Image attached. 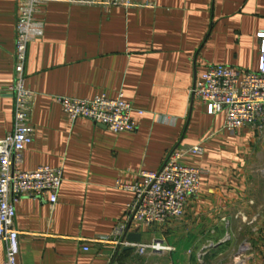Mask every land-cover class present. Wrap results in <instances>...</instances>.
I'll list each match as a JSON object with an SVG mask.
<instances>
[{
  "label": "crops",
  "instance_id": "1",
  "mask_svg": "<svg viewBox=\"0 0 264 264\" xmlns=\"http://www.w3.org/2000/svg\"><path fill=\"white\" fill-rule=\"evenodd\" d=\"M18 1L0 0V141L14 131ZM111 1L54 0L36 16L45 33L29 45L25 68L36 133L20 168L62 169L64 181L54 207L47 196L17 204L18 264H264V137L252 126L227 131L225 115H208L193 95L208 65L259 70L264 0ZM119 93L136 110L135 132L71 122L58 101ZM193 146L203 153L184 163L205 174L185 217L138 232L170 251L87 241L126 219L134 194L119 182L134 186L142 171ZM5 254L0 241V264Z\"/></svg>",
  "mask_w": 264,
  "mask_h": 264
},
{
  "label": "built area",
  "instance_id": "2",
  "mask_svg": "<svg viewBox=\"0 0 264 264\" xmlns=\"http://www.w3.org/2000/svg\"><path fill=\"white\" fill-rule=\"evenodd\" d=\"M53 1H18L15 84L12 87L15 92L14 131L0 141V241L6 246L3 264H18L21 253L22 232L16 227L17 204L25 197L47 196L50 205L54 207L58 203L64 181L62 169L43 166L27 172L20 168L23 154L33 143L36 133L31 123L34 95L27 88L25 77L28 48L45 33V24L36 18L40 8ZM109 4L125 8L134 6L133 0H112ZM261 35L257 72L208 65L193 89L194 97L206 108L208 115H225V129L229 132L252 126L264 137V32ZM58 101L71 122L89 120L114 134L137 130L134 119L136 110L124 99L123 93L114 97L104 94L92 100L58 98ZM202 153V146L177 148L169 154L159 171H142L134 186H125L119 182L118 188L134 194L127 207L126 219L115 228L111 236L87 241L125 247L136 250L140 255L151 253L160 256L170 251L171 248L162 239L130 243L126 241L125 235L138 233L142 227L163 225L185 217L189 199L200 191L205 170L186 165L184 160Z\"/></svg>",
  "mask_w": 264,
  "mask_h": 264
},
{
  "label": "water",
  "instance_id": "3",
  "mask_svg": "<svg viewBox=\"0 0 264 264\" xmlns=\"http://www.w3.org/2000/svg\"><path fill=\"white\" fill-rule=\"evenodd\" d=\"M125 239L130 243H141L142 234L141 233H126Z\"/></svg>",
  "mask_w": 264,
  "mask_h": 264
},
{
  "label": "rangeland",
  "instance_id": "4",
  "mask_svg": "<svg viewBox=\"0 0 264 264\" xmlns=\"http://www.w3.org/2000/svg\"><path fill=\"white\" fill-rule=\"evenodd\" d=\"M233 244L237 248L240 246L242 252H248L249 251L250 244L248 242H246V243H238L237 242V243H233Z\"/></svg>",
  "mask_w": 264,
  "mask_h": 264
}]
</instances>
